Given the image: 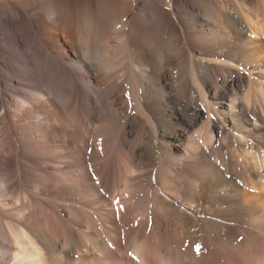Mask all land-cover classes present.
Here are the masks:
<instances>
[{
	"label": "bare ground",
	"instance_id": "bare-ground-1",
	"mask_svg": "<svg viewBox=\"0 0 264 264\" xmlns=\"http://www.w3.org/2000/svg\"><path fill=\"white\" fill-rule=\"evenodd\" d=\"M0 108V264H264V0H0Z\"/></svg>",
	"mask_w": 264,
	"mask_h": 264
},
{
	"label": "snow or ice",
	"instance_id": "snow-or-ice-1",
	"mask_svg": "<svg viewBox=\"0 0 264 264\" xmlns=\"http://www.w3.org/2000/svg\"><path fill=\"white\" fill-rule=\"evenodd\" d=\"M196 251H197V254L200 253V246L199 245L196 246Z\"/></svg>",
	"mask_w": 264,
	"mask_h": 264
},
{
	"label": "rangeland",
	"instance_id": "rangeland-1",
	"mask_svg": "<svg viewBox=\"0 0 264 264\" xmlns=\"http://www.w3.org/2000/svg\"><path fill=\"white\" fill-rule=\"evenodd\" d=\"M3 109L2 108H0V113H2L3 111H2ZM112 196L114 197V196H116V193H115V191L112 193Z\"/></svg>",
	"mask_w": 264,
	"mask_h": 264
}]
</instances>
